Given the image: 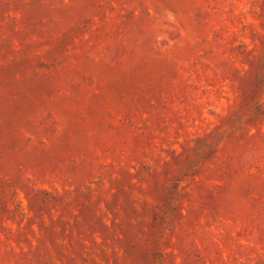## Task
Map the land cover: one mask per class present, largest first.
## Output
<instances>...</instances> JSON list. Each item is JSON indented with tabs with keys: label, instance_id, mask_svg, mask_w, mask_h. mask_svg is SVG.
Returning a JSON list of instances; mask_svg holds the SVG:
<instances>
[{
	"label": "rangeland",
	"instance_id": "obj_1",
	"mask_svg": "<svg viewBox=\"0 0 264 264\" xmlns=\"http://www.w3.org/2000/svg\"><path fill=\"white\" fill-rule=\"evenodd\" d=\"M0 264H264V0H0Z\"/></svg>",
	"mask_w": 264,
	"mask_h": 264
}]
</instances>
